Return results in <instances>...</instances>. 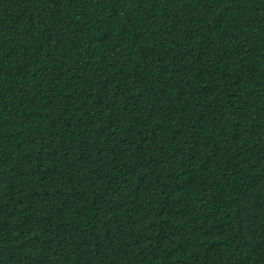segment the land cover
I'll return each instance as SVG.
<instances>
[{
  "label": "trees",
  "instance_id": "obj_1",
  "mask_svg": "<svg viewBox=\"0 0 264 264\" xmlns=\"http://www.w3.org/2000/svg\"><path fill=\"white\" fill-rule=\"evenodd\" d=\"M0 264H264V0H0Z\"/></svg>",
  "mask_w": 264,
  "mask_h": 264
}]
</instances>
